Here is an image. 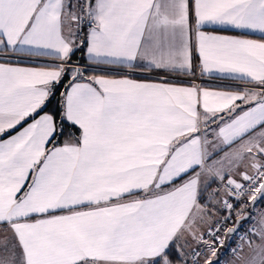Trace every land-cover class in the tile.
Instances as JSON below:
<instances>
[{
	"label": "snow or ice",
	"instance_id": "snow-or-ice-1",
	"mask_svg": "<svg viewBox=\"0 0 264 264\" xmlns=\"http://www.w3.org/2000/svg\"><path fill=\"white\" fill-rule=\"evenodd\" d=\"M0 264H264V0H0Z\"/></svg>",
	"mask_w": 264,
	"mask_h": 264
},
{
	"label": "crops",
	"instance_id": "crops-1",
	"mask_svg": "<svg viewBox=\"0 0 264 264\" xmlns=\"http://www.w3.org/2000/svg\"><path fill=\"white\" fill-rule=\"evenodd\" d=\"M253 38H259V37H253ZM207 86H213V85H207ZM19 129H17V131H18Z\"/></svg>",
	"mask_w": 264,
	"mask_h": 264
},
{
	"label": "trees",
	"instance_id": "trees-1",
	"mask_svg": "<svg viewBox=\"0 0 264 264\" xmlns=\"http://www.w3.org/2000/svg\"><path fill=\"white\" fill-rule=\"evenodd\" d=\"M77 55H79V53H77ZM138 78H140V77H138Z\"/></svg>",
	"mask_w": 264,
	"mask_h": 264
}]
</instances>
